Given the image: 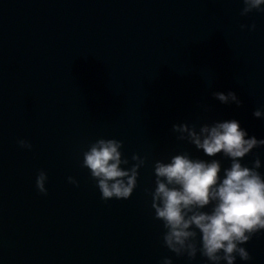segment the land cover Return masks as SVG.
I'll list each match as a JSON object with an SVG mask.
<instances>
[{
	"label": "water",
	"instance_id": "water-1",
	"mask_svg": "<svg viewBox=\"0 0 264 264\" xmlns=\"http://www.w3.org/2000/svg\"><path fill=\"white\" fill-rule=\"evenodd\" d=\"M242 8V0H0V264H189L164 246L154 218V163L184 152L207 159L173 124L236 119L264 139V119L253 116L264 109V13L241 16ZM218 91L241 105L221 104ZM100 138L121 141L129 166L133 155L145 160L128 200H102L81 167ZM257 157L264 175V146L242 163ZM40 171L46 196L35 186ZM243 247L251 259L236 264H264V233ZM191 264L209 262L197 254Z\"/></svg>",
	"mask_w": 264,
	"mask_h": 264
},
{
	"label": "clouds",
	"instance_id": "clouds-1",
	"mask_svg": "<svg viewBox=\"0 0 264 264\" xmlns=\"http://www.w3.org/2000/svg\"><path fill=\"white\" fill-rule=\"evenodd\" d=\"M241 16L264 13V0H242ZM241 25V29L248 28ZM255 25L250 30H255ZM213 98L224 105H241L235 92H214ZM264 119V109L253 112ZM179 141L187 142L207 159L179 153L154 163L155 188L149 193L154 218L165 229L164 246L191 264L197 254L209 264H236L251 259L245 245L253 236L264 233V175L259 157L251 167L243 159L264 146V139L249 136L236 119L211 124H173ZM21 149L31 151L27 140H18ZM123 144L116 139H97L83 153L81 167L96 182L101 199L128 200L137 187L139 169L145 160L133 155L134 164L124 158ZM219 157V158H217ZM221 159L230 165L222 167ZM47 174H37V191L46 196ZM69 183L77 182L72 177ZM161 264H173L165 257Z\"/></svg>",
	"mask_w": 264,
	"mask_h": 264
}]
</instances>
